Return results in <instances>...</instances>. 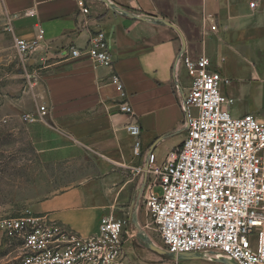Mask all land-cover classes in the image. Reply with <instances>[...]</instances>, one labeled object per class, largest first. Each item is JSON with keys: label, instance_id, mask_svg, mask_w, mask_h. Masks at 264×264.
Wrapping results in <instances>:
<instances>
[{"label": "crops", "instance_id": "0c3cea01", "mask_svg": "<svg viewBox=\"0 0 264 264\" xmlns=\"http://www.w3.org/2000/svg\"><path fill=\"white\" fill-rule=\"evenodd\" d=\"M84 1L87 15L75 0H0V83L9 81L10 112L20 115L40 163L64 181L29 211L91 237L104 216L119 218L129 210L131 219L137 217L131 211L135 192L144 198L148 179L133 169L144 165L146 151L161 164L184 140L181 98L190 81L182 66L173 70L179 51L206 57L228 81L221 92L246 105L233 117L251 114L264 123V0H107L124 13L101 0ZM39 30L41 46L22 64L13 38L28 41ZM98 31L109 41L112 69L64 54L69 47L84 49ZM122 101L131 119L119 112ZM39 107L47 112L43 119ZM130 121L140 129L141 157L132 155L125 130ZM137 242L123 237L118 264L162 262ZM220 255L209 251L176 264H232Z\"/></svg>", "mask_w": 264, "mask_h": 264}, {"label": "built area", "instance_id": "2783aa9c", "mask_svg": "<svg viewBox=\"0 0 264 264\" xmlns=\"http://www.w3.org/2000/svg\"><path fill=\"white\" fill-rule=\"evenodd\" d=\"M75 1L87 15L85 1ZM42 41V30L28 41L13 38L22 64L27 65ZM64 54L70 59L85 55L95 67L113 66L109 41L101 31L84 49L69 47ZM178 65L190 81L181 98L184 140L163 163L156 164L154 153L147 150L144 165L133 169L136 176H151L143 195L152 225L166 254L175 259L214 251L232 264H264V123L251 114L231 115L234 101L221 92L228 81L206 57L179 51L173 70ZM110 81L123 98L119 77L112 73ZM119 112L133 117L125 101ZM38 113L40 119L47 115L44 107ZM125 130L133 139L132 155L141 157L139 126L130 121ZM124 225L104 216L94 236L82 237L46 215L27 211L0 218V237L20 246L18 257L6 264H118Z\"/></svg>", "mask_w": 264, "mask_h": 264}, {"label": "rangeland", "instance_id": "374dc122", "mask_svg": "<svg viewBox=\"0 0 264 264\" xmlns=\"http://www.w3.org/2000/svg\"><path fill=\"white\" fill-rule=\"evenodd\" d=\"M9 84L8 80L0 83V218L20 216L29 211L33 203L63 186L58 171L40 163L20 115L14 111L10 112V94L6 89ZM245 109V104L236 101L231 106V115L235 116L236 110L242 112ZM149 178L151 179V176L147 175V179ZM155 192L160 193V189L156 187ZM135 194L131 211L137 217L131 219V216H128L129 210H124L118 213L122 216L115 219L125 221L123 237H136L137 243L147 251V256L155 255V252L148 249V245L163 251L164 248L145 210L144 198L137 190ZM19 248L17 243L0 237V264L14 261L19 255ZM207 252L209 251L200 253L204 255ZM200 253L182 255L177 259L165 254L161 255L162 262L153 264H168L166 262L169 261L176 264L178 259H188ZM133 261L137 259L131 260L135 264ZM145 261L151 262L150 259Z\"/></svg>", "mask_w": 264, "mask_h": 264}, {"label": "water", "instance_id": "95a60500", "mask_svg": "<svg viewBox=\"0 0 264 264\" xmlns=\"http://www.w3.org/2000/svg\"><path fill=\"white\" fill-rule=\"evenodd\" d=\"M101 1H102L104 4H106L110 9H114V10H116V11H118V12L124 13L123 10H121V9H117V8H114V7L110 6V4L107 2V0H101ZM163 23H164L165 25H167V26H169V27H171V28L177 30L176 27L173 26L172 24H170V23H168V22H165V21H163ZM148 248H149L150 250H152L153 252H155L156 254H158V255H165V254H166L165 251L160 250V249H157V248H155V247L152 246V245H149ZM191 254H193V253H191ZM182 255H190V254H181V255H178L177 258H178L179 256H182ZM177 258H176V259H177Z\"/></svg>", "mask_w": 264, "mask_h": 264}]
</instances>
